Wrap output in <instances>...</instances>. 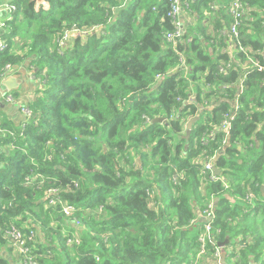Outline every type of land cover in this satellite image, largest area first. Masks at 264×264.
Here are the masks:
<instances>
[{
    "label": "trees",
    "instance_id": "obj_1",
    "mask_svg": "<svg viewBox=\"0 0 264 264\" xmlns=\"http://www.w3.org/2000/svg\"><path fill=\"white\" fill-rule=\"evenodd\" d=\"M10 1L0 73L27 64L38 85L23 130L0 110V250L14 225L37 264H219L226 238L221 264H264V70L220 72L232 19L210 7L229 0H180L173 40L167 0ZM244 4L239 37L264 66V0ZM73 28L85 34L61 48ZM212 201L217 245L201 254Z\"/></svg>",
    "mask_w": 264,
    "mask_h": 264
},
{
    "label": "built area",
    "instance_id": "obj_2",
    "mask_svg": "<svg viewBox=\"0 0 264 264\" xmlns=\"http://www.w3.org/2000/svg\"><path fill=\"white\" fill-rule=\"evenodd\" d=\"M170 4V16L172 19V26L175 29V32L172 35H168L169 39H177L182 36L184 33V24L182 20V13H181V3L180 0H167ZM245 0H229L228 2H222L218 3L216 5H213L211 9L213 11H221L226 14L232 19V22L230 24L229 29H222L218 33L219 37H222L224 39V43L226 45L225 53L228 55L229 61L225 64V67L220 68V72H223L224 70L230 68L231 63L233 62L234 65L238 66L241 70L247 72L252 71L253 69H257L258 71H263L264 66H261L258 62V59H255L254 56H260V51H253L249 49L247 46H244L240 40L239 37V29L241 27V23L243 18L245 17ZM15 12V5L11 3L10 0H3L0 3V32L6 27V24L11 21L12 14ZM96 33H99L101 31V28H94ZM85 34V32H80L78 29H71V30H65L62 37L59 39V46L63 48L66 46V44L69 42V39L71 37ZM7 47L6 43L3 41L1 34H0V52L3 51ZM236 53H242V55H237ZM11 70V67L9 65L5 66L0 73V80H3L8 73V71ZM33 80V76L31 77ZM192 100H189L187 103H190ZM4 103H10L17 105V98L14 96L11 92H5L2 91L0 94V104ZM186 101L183 102V105H185ZM20 110V114L23 117V121L20 124V129H24L28 120L32 118V110L29 108V106H18ZM238 104H235L234 111H237ZM235 117V113L225 116L222 122L220 123L219 129L224 132L225 134L228 133L231 122L233 121ZM5 132V131H3ZM7 133V132H6ZM4 136V134H2ZM1 136V134H0ZM214 160H208L205 162L204 171L209 173V178L212 181H217L218 176L214 174L213 167H214ZM56 195L55 190H48L47 196ZM49 204L55 205L56 203L60 204V201L54 199H49ZM208 209V208H207ZM206 209V210H207ZM75 208L67 205V204H61V211L66 217H70L72 213L74 212ZM204 210V211H206ZM203 211V212H204ZM203 220L204 223V231L202 233L201 238L199 239V242L201 244V254L204 253L205 249V240L210 242L213 245H217L214 241V238L211 234L212 230V224L214 220V212L210 210L207 214H200V218ZM75 225H78V221L71 220ZM5 237L13 243L14 250L22 257V264H37L34 257L31 255V252L28 248L27 242L31 240L34 237V234L30 232V234L26 237L22 234V232L16 228L14 225H10V227L5 231ZM78 241L75 240V243ZM67 243L72 244L71 240H68ZM219 248H216V251L214 253V258H216L217 262L221 264L220 259L221 253L218 251ZM212 260L208 262L210 264Z\"/></svg>",
    "mask_w": 264,
    "mask_h": 264
},
{
    "label": "crops",
    "instance_id": "obj_3",
    "mask_svg": "<svg viewBox=\"0 0 264 264\" xmlns=\"http://www.w3.org/2000/svg\"><path fill=\"white\" fill-rule=\"evenodd\" d=\"M1 1L2 0H0V3H1ZM218 3H222V2H218ZM218 3H216V4H218ZM216 4H214V5H216ZM182 17L184 19L187 18V21H189L187 16H183V13H182ZM185 22H186V20H185ZM214 22H215V17L212 16L211 18L208 19V22L206 24L210 25V27L212 28ZM211 28H209V32H211ZM19 67L22 68L21 71H19V72L14 71V73H12L13 70L11 68V70L8 71V73L6 74L5 78L3 80H0V94L2 91L11 92L13 94L21 92V93H27L29 99H31L34 91L37 89L38 84L36 83V80H33L31 78L30 71H28V69H27V67H28L27 64L21 65ZM8 79L15 80L13 86H16V87H14L13 90H8V89L6 90V89L1 88V83L3 81L8 80ZM0 110L2 111L1 119L4 121V124H12L14 126L19 125V127H20V124L23 121V117L21 116L19 107L17 105L2 102L0 104ZM0 123L2 124L1 121H0ZM5 129H2V130L0 129V130H1V132H3ZM3 133H5V132H3ZM2 150L4 151L5 149L0 148V151H2ZM7 242L9 244L10 243L11 244H10V246L8 245L7 247H5V249L2 248L0 250V264H21L20 257L12 256V250H14V248L11 249V251L7 250L8 247L11 248V246H13V243L9 239H7Z\"/></svg>",
    "mask_w": 264,
    "mask_h": 264
},
{
    "label": "water",
    "instance_id": "obj_4",
    "mask_svg": "<svg viewBox=\"0 0 264 264\" xmlns=\"http://www.w3.org/2000/svg\"><path fill=\"white\" fill-rule=\"evenodd\" d=\"M14 82H15V80H13V79H8V80H6V81H3V82L1 83V88H2V89H6V90H7V89H8V90H13L14 87H16V86H13ZM164 121H165V119H163V118H156V119L154 120V122H164ZM197 121H199V118H198V117H195V118H193V119H191V120L188 121V123H187V125H186V131H185V139H188V138H189L190 133H191V130H192V127H193V125H194ZM227 145H228V142H226V146H227ZM213 171H214V174H215L216 176H218V175L220 174V171H219L215 166L213 167ZM261 191H262V192L264 191V187H261ZM228 243H229V239L226 238L225 241H224L223 243H219V244L217 245V247L220 248V249H222V248H224L225 246H227ZM224 255H225V254L223 253V257H222V258H224Z\"/></svg>",
    "mask_w": 264,
    "mask_h": 264
},
{
    "label": "rangeland",
    "instance_id": "obj_5",
    "mask_svg": "<svg viewBox=\"0 0 264 264\" xmlns=\"http://www.w3.org/2000/svg\"><path fill=\"white\" fill-rule=\"evenodd\" d=\"M210 9H211V7H210ZM212 10V9H211ZM213 11V10H212ZM213 12H215V11H213ZM183 15L185 16V13L183 12ZM186 23H187V18H186ZM21 69L22 68H20V67H15V68H12V70H13V72L12 73H14V71H21ZM17 94V96H15L16 98H17V106H28V102H29V97H28V94L27 93H21V92H18V93H16ZM183 136H184V138H185V134H183ZM210 210H212L213 211V201L212 202H210V204L208 205V209L206 210V211H204L203 213H202V216L204 215V214H207ZM11 244V243H10ZM10 244L8 243V245L10 246ZM69 243H67V245H68ZM232 251V250H231ZM200 253H201V251H199ZM12 256H18V257H20V259H21V264H22V257L16 252V251H14V250H12ZM221 257H223V253H221Z\"/></svg>",
    "mask_w": 264,
    "mask_h": 264
},
{
    "label": "clouds",
    "instance_id": "obj_6",
    "mask_svg": "<svg viewBox=\"0 0 264 264\" xmlns=\"http://www.w3.org/2000/svg\"><path fill=\"white\" fill-rule=\"evenodd\" d=\"M32 77V76H31Z\"/></svg>",
    "mask_w": 264,
    "mask_h": 264
}]
</instances>
